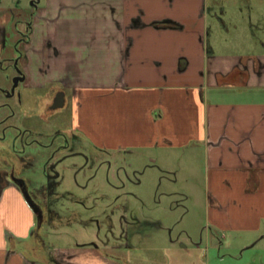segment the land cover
I'll return each instance as SVG.
<instances>
[{
  "label": "crops",
  "instance_id": "obj_1",
  "mask_svg": "<svg viewBox=\"0 0 264 264\" xmlns=\"http://www.w3.org/2000/svg\"><path fill=\"white\" fill-rule=\"evenodd\" d=\"M231 2L255 14V24L246 19L249 29L264 20V0H43L24 44L16 22L32 8L18 17L15 3L0 4V68L14 70L0 87L24 75L18 85L27 101L39 89L49 103L55 89H66L79 140L115 151L160 148L161 168L170 173L179 151L192 157L203 150V177L190 176L194 191L203 187L206 207L194 246L217 233L221 249L264 250V42L258 51L224 52L208 38L210 16L228 27ZM28 154L32 165L36 152ZM16 172L0 164V264H130L102 255L95 243L52 245L33 200L38 190L48 197L50 175L37 183Z\"/></svg>",
  "mask_w": 264,
  "mask_h": 264
},
{
  "label": "rangeland",
  "instance_id": "obj_2",
  "mask_svg": "<svg viewBox=\"0 0 264 264\" xmlns=\"http://www.w3.org/2000/svg\"><path fill=\"white\" fill-rule=\"evenodd\" d=\"M15 1L0 0V4L12 6ZM234 5L223 16L228 27L215 14L209 17L210 44L224 52L261 50L264 20L249 29L246 19L252 17L255 24V14H242ZM9 67L0 68L3 86L14 74ZM36 92L33 102L27 101L23 90L21 101L0 93V164L7 162L17 170L16 176L31 173L37 183L59 174L52 180L56 184L45 190L47 198L37 197L39 190L33 196L47 218L41 227L52 245L95 243L102 255L130 264H264L263 246L236 244L234 249L226 245L221 249L217 233L211 240L203 237L201 249L194 246L202 239L206 207L203 187L194 191L190 176L202 179L203 150L192 157L179 151L172 165L169 162L170 173L161 168L165 158L160 148L107 150L73 137L74 104L69 101L64 108L48 112L49 101L41 90ZM30 151L37 156L32 165H28ZM170 240L177 241L175 248L167 246ZM182 243L188 247H181Z\"/></svg>",
  "mask_w": 264,
  "mask_h": 264
},
{
  "label": "flooded vegetation",
  "instance_id": "obj_3",
  "mask_svg": "<svg viewBox=\"0 0 264 264\" xmlns=\"http://www.w3.org/2000/svg\"><path fill=\"white\" fill-rule=\"evenodd\" d=\"M43 2V0H16L15 4L16 6H18V12H17V16L18 17H22L24 15V13L26 12V8H32L31 11H29V18L28 19H22L19 18V20H17L16 22V29L17 31L21 34V38L18 41V43L24 44L25 42H28L30 40V36H29V32L32 31L33 29V23H34V17L35 14L40 6V4ZM25 4H27L28 6H25ZM24 26L25 30H22L21 26ZM17 48V56L14 59L13 62V66L15 68V70L17 71V73H20V66L18 64L20 57L23 56V52L20 49L19 44H17L16 46ZM22 73V72H21ZM14 81H12V84L9 87H5V88H1L0 87V93L4 95V97H11V96H17L19 97L20 101H21V93H22V89L19 87V85H17L16 87L13 86ZM43 93V92H41ZM44 94V93H43ZM68 92L66 89H55L54 91V99L52 102L49 103L48 105V109L50 111L57 109V108H64L67 104V95ZM62 99L64 100V102H62ZM66 102V103H65ZM73 137H76L75 134H73ZM50 169V167H49ZM51 171H55V165H51ZM59 174L55 172L54 176L50 175V182L49 186H53V184L56 182L52 181L54 179H56V177H58ZM22 185L26 186L25 182L21 183Z\"/></svg>",
  "mask_w": 264,
  "mask_h": 264
},
{
  "label": "water",
  "instance_id": "obj_4",
  "mask_svg": "<svg viewBox=\"0 0 264 264\" xmlns=\"http://www.w3.org/2000/svg\"><path fill=\"white\" fill-rule=\"evenodd\" d=\"M25 77L24 75H18L15 79H14V84L13 86L16 87L19 83L20 80H23ZM62 102H64V100L62 99Z\"/></svg>",
  "mask_w": 264,
  "mask_h": 264
},
{
  "label": "trees",
  "instance_id": "obj_5",
  "mask_svg": "<svg viewBox=\"0 0 264 264\" xmlns=\"http://www.w3.org/2000/svg\"><path fill=\"white\" fill-rule=\"evenodd\" d=\"M31 32H32V31L29 32V36H31Z\"/></svg>",
  "mask_w": 264,
  "mask_h": 264
}]
</instances>
